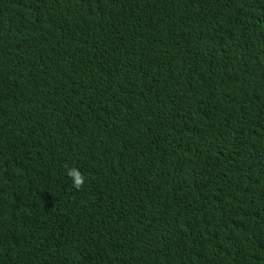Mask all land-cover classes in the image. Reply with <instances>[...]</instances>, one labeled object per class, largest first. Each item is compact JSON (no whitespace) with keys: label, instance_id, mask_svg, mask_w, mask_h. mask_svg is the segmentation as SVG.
I'll use <instances>...</instances> for the list:
<instances>
[{"label":"trees","instance_id":"trees-1","mask_svg":"<svg viewBox=\"0 0 264 264\" xmlns=\"http://www.w3.org/2000/svg\"><path fill=\"white\" fill-rule=\"evenodd\" d=\"M0 264H264V0H0Z\"/></svg>","mask_w":264,"mask_h":264},{"label":"clouds","instance_id":"clouds-1","mask_svg":"<svg viewBox=\"0 0 264 264\" xmlns=\"http://www.w3.org/2000/svg\"><path fill=\"white\" fill-rule=\"evenodd\" d=\"M65 168L67 176L72 179L73 187L76 190H80L85 183V177L83 173L75 166L68 167V165H65Z\"/></svg>","mask_w":264,"mask_h":264}]
</instances>
